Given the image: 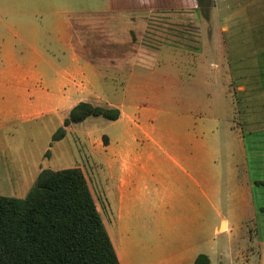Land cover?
I'll return each mask as SVG.
<instances>
[{
    "label": "rangeland",
    "instance_id": "rangeland-1",
    "mask_svg": "<svg viewBox=\"0 0 264 264\" xmlns=\"http://www.w3.org/2000/svg\"><path fill=\"white\" fill-rule=\"evenodd\" d=\"M138 9L140 16H129L141 21L145 32L131 31L134 45L123 48L130 28L121 23L107 27L103 15ZM28 11L35 13L34 19L26 17ZM80 14L79 26L87 29L80 27L72 34L65 61L60 55L59 64L33 66L34 73L27 70L31 66H18V71L24 67L26 74L33 73L30 87L60 90L52 97L50 115L31 128L35 178L20 199L30 195L43 171L76 168L101 205L97 210L106 224L101 198L108 162L123 152L156 151L153 140L160 135L184 136L182 129L171 128L173 124L190 121L189 117L203 120L211 106L219 109L215 70L222 60L234 100L264 89V0H209L204 9L196 0H0V54L15 49L17 57L27 55L26 44L11 34L31 21L35 47L48 55L53 33L47 29L70 17L76 29ZM86 16H99V23L94 25ZM137 42L141 46L133 47ZM15 67L0 63L1 88H8L18 73ZM80 104L117 109L119 116L113 121L89 115L65 125ZM59 129L63 138L54 140ZM156 241L155 233L137 235L131 249L138 252Z\"/></svg>",
    "mask_w": 264,
    "mask_h": 264
},
{
    "label": "crops",
    "instance_id": "crops-1",
    "mask_svg": "<svg viewBox=\"0 0 264 264\" xmlns=\"http://www.w3.org/2000/svg\"><path fill=\"white\" fill-rule=\"evenodd\" d=\"M130 12L141 15V9L103 15L107 27L121 23L130 28L123 48L134 45L131 31L145 32ZM30 15L34 19L35 13ZM82 15L76 16V29L71 17L47 29L53 33L48 55L35 47L31 21L22 31L16 26L11 36L26 44L28 53L17 57L15 49H1L0 63L33 71V66L59 64L60 55L65 61L72 34L87 29L79 26ZM86 18L95 25L100 17ZM219 64V109L211 106L203 120L189 117L173 124L184 136L160 135L153 140L156 151L123 152L108 162L101 198L106 224L100 216L120 264H194L200 254L209 264H264V89L245 92L237 102L227 88L224 60ZM27 70L21 67L12 75L8 88H1L0 75V196L18 199L35 178L31 128L50 115L52 97L60 91L30 87L34 71L28 75ZM149 233H155L154 244L131 249L137 235Z\"/></svg>",
    "mask_w": 264,
    "mask_h": 264
},
{
    "label": "trees",
    "instance_id": "trees-1",
    "mask_svg": "<svg viewBox=\"0 0 264 264\" xmlns=\"http://www.w3.org/2000/svg\"><path fill=\"white\" fill-rule=\"evenodd\" d=\"M196 1L201 9L209 2ZM89 115L114 121L119 111L80 104L65 125ZM63 135L59 129L53 139ZM0 264H120L78 169L43 171L26 199L0 196ZM194 264L209 260L200 254Z\"/></svg>",
    "mask_w": 264,
    "mask_h": 264
}]
</instances>
